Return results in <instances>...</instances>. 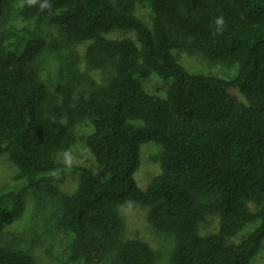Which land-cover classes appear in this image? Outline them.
<instances>
[{"label": "trees", "instance_id": "1", "mask_svg": "<svg viewBox=\"0 0 264 264\" xmlns=\"http://www.w3.org/2000/svg\"><path fill=\"white\" fill-rule=\"evenodd\" d=\"M13 2L0 0V30L9 25ZM43 2L26 0L28 18L49 20L64 44L86 48L90 69L111 72L104 84H81L74 75L53 98L37 65L44 40L19 54L0 38V155L8 152L18 178L35 186L58 171L57 155L91 121L85 142L98 174L79 168L72 194L49 187L62 210L59 227L88 241V264L113 251L118 264L158 263L148 243L119 239L118 209L130 205L147 208L148 221L175 237L170 264H253L264 246V0H50L42 10ZM136 2L150 10L151 25L135 15ZM221 15L225 28L217 34ZM116 31L135 38H108ZM174 52L239 72L232 80L193 74ZM151 75L170 81L164 97L143 87ZM146 143L163 148L161 171L141 190L135 174ZM24 209L21 195L9 206L0 198V239ZM212 216H219L217 232L201 236L200 225ZM252 224L258 225L244 241L231 242ZM0 264L34 259L0 244Z\"/></svg>", "mask_w": 264, "mask_h": 264}, {"label": "rangeland", "instance_id": "2", "mask_svg": "<svg viewBox=\"0 0 264 264\" xmlns=\"http://www.w3.org/2000/svg\"><path fill=\"white\" fill-rule=\"evenodd\" d=\"M117 2L118 0H112ZM26 0H14L9 25L0 30V38L5 40L6 50L23 53L36 39H43L45 51L37 59V65L43 80L50 89L52 97H58L56 89L68 84L72 76L81 84L90 81L104 84L110 77L111 67L103 70L90 69L85 60L86 48H76L64 44L59 38L60 28L47 19H30L25 14ZM135 15L151 25V12L139 3H135ZM110 39L135 38L131 31H116L108 35ZM58 40V41H57ZM174 55L187 71L211 78L224 80L234 79L239 72L238 66L232 68L211 65L202 55ZM145 90L155 96L164 97L170 84L157 75L142 79ZM232 93L242 98L239 90ZM57 99V98H56ZM94 132L91 121L80 125L76 133V143L68 151L72 159L71 165L65 163L64 153L57 155V161L62 166L58 171L40 177L35 186L18 178V168L11 162L7 151L0 155V198L6 205H11L14 199L21 195L25 202L22 218L9 226L3 233L0 244L4 247L30 254L34 264H88L85 261V246L88 241H79L58 225L62 215L61 207L55 202L49 187L58 189L61 193L72 194L79 183L81 171L87 167L98 174L99 166L87 146L85 139ZM163 148L156 143H146L140 150V167L135 179L141 190H146L160 169V155ZM252 212L258 207L250 204ZM123 220L119 239L141 240L148 243L160 254L157 264H170L172 253L176 247L173 235L157 230L147 219L148 209L140 205L123 206L118 209ZM258 224L248 225L236 237L231 239L234 244L244 241ZM219 216H212L200 225L201 236L217 232ZM96 264H118V254L111 252ZM253 264H264L263 249L254 258Z\"/></svg>", "mask_w": 264, "mask_h": 264}, {"label": "clouds", "instance_id": "3", "mask_svg": "<svg viewBox=\"0 0 264 264\" xmlns=\"http://www.w3.org/2000/svg\"><path fill=\"white\" fill-rule=\"evenodd\" d=\"M27 3H28L29 6H31V5L36 4L37 0H27ZM40 7H41L42 10L50 8L51 7L50 0H44V2L40 4ZM225 23L226 22H225V19H224L223 15L215 18L214 25H215L217 34H222V32H223V30L225 28ZM64 157H65V163L68 164V165H71L72 159H71L70 153L68 151L64 152Z\"/></svg>", "mask_w": 264, "mask_h": 264}]
</instances>
